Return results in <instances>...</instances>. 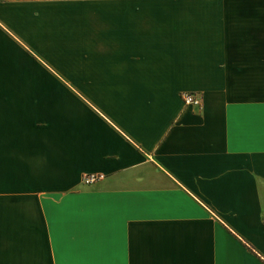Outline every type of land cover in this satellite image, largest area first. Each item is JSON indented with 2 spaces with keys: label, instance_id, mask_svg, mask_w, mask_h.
I'll return each instance as SVG.
<instances>
[{
  "label": "crops",
  "instance_id": "crops-1",
  "mask_svg": "<svg viewBox=\"0 0 264 264\" xmlns=\"http://www.w3.org/2000/svg\"><path fill=\"white\" fill-rule=\"evenodd\" d=\"M263 218L264 0H0V264H264Z\"/></svg>",
  "mask_w": 264,
  "mask_h": 264
},
{
  "label": "built area",
  "instance_id": "built-area-1",
  "mask_svg": "<svg viewBox=\"0 0 264 264\" xmlns=\"http://www.w3.org/2000/svg\"><path fill=\"white\" fill-rule=\"evenodd\" d=\"M180 98H181V101L184 105L188 104V105L195 106V107L199 106V99L193 93H182ZM100 178H101V175H99V174H88V175H84L81 178V182L83 184H90V183H93ZM262 224L264 225V218L262 219Z\"/></svg>",
  "mask_w": 264,
  "mask_h": 264
}]
</instances>
